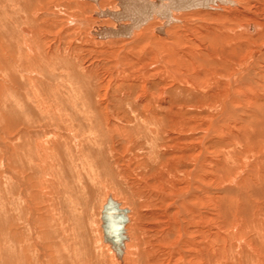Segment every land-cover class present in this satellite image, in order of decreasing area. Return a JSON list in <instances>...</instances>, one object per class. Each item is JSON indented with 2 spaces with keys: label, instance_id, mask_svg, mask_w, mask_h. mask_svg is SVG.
Returning <instances> with one entry per match:
<instances>
[{
  "label": "rangeland",
  "instance_id": "374dc122",
  "mask_svg": "<svg viewBox=\"0 0 264 264\" xmlns=\"http://www.w3.org/2000/svg\"><path fill=\"white\" fill-rule=\"evenodd\" d=\"M19 1L0 0V264H112L111 194L140 264H264V136L250 139L264 133V37L238 31L264 23V0H237L228 13L246 16L226 20L175 13L183 27L163 39L107 41L95 14L116 0ZM202 164L214 199L186 207Z\"/></svg>",
  "mask_w": 264,
  "mask_h": 264
},
{
  "label": "bare ground",
  "instance_id": "6f19581e",
  "mask_svg": "<svg viewBox=\"0 0 264 264\" xmlns=\"http://www.w3.org/2000/svg\"><path fill=\"white\" fill-rule=\"evenodd\" d=\"M21 1V0H20ZM20 1H19V3H20ZM32 1V0H31ZM89 1H91L93 4H99V2L101 1V0H89ZM117 1V9L116 10H109V11H114V12H117V11H119L120 10V7H119V0H116ZM229 1H232V4H217L216 6H212L210 9H195V11L194 10H190V11H192V12H190V11H183V12H185V13H187L188 15H187V17H189V16H192V17H200V16H204V15H207V16H209V17H213V18H218V19H229V16H227L229 13H228V11H230L232 8L233 9H236V7H237V0H229ZM239 1H241V0H239ZM236 4V5H235ZM235 5V7H233ZM238 7H239V5H238ZM232 9V10H233ZM15 10V9H14ZM101 11H106V10H102V9H100ZM98 11L96 14H95V16H96V18L97 19H99L100 21L99 22H102V23H105V19L106 20H110L111 21V23H109L108 25H110V27H107V28H116L117 27V23L116 22H114L112 19H110V18H103V17H99V16H97V14L98 13H100L101 11ZM197 10H199V11H197ZM202 10H204V12L202 11ZM219 10L220 11H222V10H224V12H219ZM207 11V12H206ZM208 11H214V12H208ZM2 12V11H1ZM189 12V13H188ZM175 13L176 14H180V13H182V12H176V11H174L173 12V17H174V19L176 20L174 23H172L171 25H169V26H165V20L164 19H161V18H158V17H154L149 23H147V25H145V26H143L141 29H139V30H135L134 32H133V34H132V36L130 37V38H123V39H131V38H134V37H136V36H140V34L142 33H144V32H146V31H149V30H152V31H156L155 32V35L156 36H158V38L159 37H162V39H163V37L164 36H168V34L170 33V28L173 26V25H176V24H180L181 25V19L180 20H178V17H177V19L175 18ZM224 14H226V16H224ZM245 13L244 12H241L239 9H237V11H236V13H231V14H229V15H235V16H241V17H244V16H246V15H244ZM243 15V16H242ZM6 16V15H5ZM184 16H186V15H184ZM2 17V16H1ZM181 17V16H180ZM5 18V17H4ZM155 18H158L160 21H158V20H155ZM212 18V19H213ZM211 19V18H210ZM238 19V18H237ZM249 19H250V23L248 22V23H245L244 25H242V26H239L238 27V31H239V35H244L245 34V32H250V33H252V34H256V33H258L259 32V35L256 37V39L258 38H261V37H264V23H262V24H260V22H258L257 20H253L252 18H250L249 17ZM225 20H223V22L225 21ZM125 24H127V23H125ZM157 24L160 26H157ZM224 24V23H223ZM179 25V26H180ZM223 26V25H222ZM4 27V26H3ZM181 27H183L182 25H181ZM181 27H176V28H181ZM261 27L263 28V30H261ZM102 28H105V27H101V29ZM174 28V27H173ZM143 29V30H142ZM178 29V30H179ZM24 30V32L25 33H30V30L28 29V28H25V29H23ZM100 30V29H99ZM142 30V31H141ZM98 31V30H97ZM96 31V32H97ZM136 31H141L140 32V34L138 33L137 34V32ZM181 31V30H180ZM245 31V32H244ZM11 33V32H10ZM153 33V32H152ZM0 40H1V44H0V51L1 52H3L2 50H3V33H1L0 32ZM24 34V33H23ZM154 35V34H153ZM248 35H250V34H248ZM95 36V35H94ZM96 37V36H95ZM8 38V37H7ZM28 38V37H27ZM26 38V39H27ZM165 38V37H164ZM33 39V38H32ZM96 39L98 40L99 38H97L96 37ZM116 39H119V38H111V39H107V40H116ZM251 39H253L252 37H251ZM4 40H6V39H4ZM21 40V39H20ZM30 41H31V39H29ZM99 40H101V39H99ZM107 40H103V41H107ZM9 41V40H8ZM164 41V40H163ZM29 43V42H28ZM135 43V42H134ZM136 44V43H135ZM138 44V43H137ZM165 44V43H164ZM19 45V44H18ZM132 45V44H131ZM10 47V46H9ZM21 47V46H20ZM215 47H216V45H215ZM11 48V47H10ZM24 48V47H23ZM217 48V47H216ZM244 48V47H243ZM40 49V48H39ZM206 49V48H205ZM209 49V48H208ZM234 48L232 47V51L234 52L235 51V49L233 50ZM11 50V49H10ZM27 50V49H26ZM239 50V49H238ZM263 50V49H262ZM262 50H260V51H262ZM24 51H25V49H24ZM256 51H258V52H260L259 51V49L257 50L256 49ZM21 52V51H20ZM179 52H181V51H179ZM47 54V53H46ZM240 54V53H239ZM254 55H255V53H253ZM252 54V55H253ZM264 54V53H263ZM25 55V54H24ZM231 55H233L232 53H230V55H228V56H231ZM27 56V55H26ZM23 57V56H22ZM38 57V56H37ZM238 58V57H237ZM256 58V57H255ZM261 58V57H260ZM259 58V59H260ZM2 60H3V53L1 54V56H0V64H3V62H2ZM30 60V59H29ZM19 62V61H18ZM27 62V61H26ZM252 62V61H251ZM20 63V62H19ZM31 64V63H30ZM51 64V63H50ZM1 66V65H0ZM247 67V66H246ZM253 67V66H252ZM248 68V67H247ZM1 69V68H0ZM3 69V68H2ZM2 69L0 70L1 72H2ZM252 69V68H251ZM5 72V71H4ZM14 72V71H13ZM34 72V71H33ZM245 75H247V74H245ZM254 75V74H253ZM252 75V76H253ZM2 76V75H1ZM240 76H243V69H240V72H238V74L237 75H232L231 76V80H233V81H231V80H229V83L230 84H233V85H235L236 83H237V81L241 78ZM256 76V75H255ZM240 77V78H239ZM243 78H244V76H243ZM29 80V79H28ZM42 80V79H41ZM250 80V79H249ZM27 81V80H26ZM37 81V80H36ZM29 82V81H28ZM241 82V81H240ZM240 84V83H239ZM30 85V84H29ZM255 88V87H254ZM258 91V90H257ZM239 92V91H238ZM242 92V91H241ZM232 93V92H231ZM238 94V93H237ZM261 95V94H260ZM234 96V95H233ZM33 97V96H32ZM234 98V97H233ZM236 98V97H235ZM260 98V97H259ZM237 99V98H236ZM232 100V99H231ZM261 100H263L262 101V103L264 102V99H261ZM36 101V100H35ZM46 104V103H45ZM3 105V104H2ZM256 105V104H255ZM55 106V105H54ZM76 108H77V106H76ZM79 108V107H78ZM229 107H228V105H227V108H226V110L228 109ZM263 108V107H262ZM85 111V110H84ZM171 119V118H170ZM170 119H168V120H170ZM178 119H180V118H178ZM182 121V120H181ZM172 122V121H171ZM183 123V122H182ZM176 124V123H175ZM187 124V123H186ZM172 125V124H171ZM263 125V124H262ZM173 127H175V126H173ZM136 128V127H135ZM253 129V128H252ZM260 130H261V128H260ZM238 131V130H237ZM150 132V131H149ZM152 132H155V133H157V131L156 130H152ZM148 133V132H147ZM162 135L163 134H160V133H158V135L157 136H152V138L153 137H156V138H154L155 140H159V139H161L162 138ZM252 135L253 136H251L252 138H250V139H258V138H262L263 139V136H264V133H263V131H259V132H257V131H255V132H253L252 133ZM146 136V135H145ZM98 137V136H97ZM264 140V139H263ZM253 141V140H252ZM81 142V141H80ZM250 143H251V140L249 141ZM47 145V144H46ZM85 146V145H84ZM46 150H48V149H46ZM204 150V149H203ZM250 150V149H249ZM81 152V151H80ZM39 153V152H38ZM203 153V152H202ZM234 153V152H233ZM179 154H181V155H183V157L185 158V156H186V154L183 152V153H179ZM204 154V153H203ZM86 157V156H85ZM153 157H154V154H153ZM176 158V157H175ZM37 159H38V156H37ZM78 160V159H77ZM209 162L210 160H206V162ZM96 162V161H95ZM207 162V163H208ZM171 163V162H170ZM32 164V163H31ZM168 165V164H167ZM209 165V164H208ZM211 165V164H210ZM206 166H207V164H202L201 165V174H199V175H197L196 176V174H195V171H193V172H191V173H189V174H187V176L189 175H192L193 177H192V180H190V183H189V185L191 186L190 188L191 189H186V190H191L190 191V193H189V191H188V193L186 194L187 196L185 197V200H184V205L186 206V207H189L190 205H192V204H195V203H202L203 205L204 204H206V206H207V204H211V202H212V199H214V198H211L212 197V193H211V190H209L210 188L208 187L209 186V184H208V186H207V183H211V176H209L208 175V173L207 174H204V173H206V171H208L207 169H206ZM209 167V166H208ZM40 168V167H39ZM170 168V167H169ZM211 168V167H210ZM165 169V168H164ZM198 170H200V169H198ZM211 170V169H210ZM45 171V170H44ZM197 171V170H196ZM165 172V171H164ZM173 172V171H172ZM211 172V171H210ZM7 173V172H6ZM47 174V173H46ZM166 174H168V173H166ZM211 174V173H210ZM165 175V174H164ZM177 177V176H176ZM169 178V177H168ZM178 178V177H177ZM186 178H188V177H186ZM194 178V179H193ZM180 179V178H179ZM183 179V178H182ZM184 180H185V178H184ZM188 180V179H187ZM187 180H185V181H187ZM173 181H174V179H173ZM172 182V181H171ZM170 182V183H171ZM175 182V181H174ZM173 182V183H174ZM206 183V184H205ZM169 184V183H168ZM167 184V185H168ZM180 184V183H179ZM188 184V183H187ZM264 184V183H263ZM164 185H165V183H164ZM177 185V184H176ZM188 185V186H189ZM221 185V184H220ZM24 186V185H23ZM171 186V185H170ZM169 186V188H171ZM178 186V185H177ZM176 186V187H177ZM240 186V185H239ZM246 186V185H245ZM254 186V185H253ZM25 187V186H24ZM179 188V187H178ZM209 188V189H208ZM247 188V187H246ZM163 189V188H162ZM171 189H173V188H171ZM170 189V190H171ZM231 189V188H230ZM165 190V189H164ZM163 190V191H164ZM185 190V191H186ZM252 190V189H251ZM167 191V190H166ZM163 193V192H162ZM234 193V192H233ZM238 193H240V192H238ZM262 193V192H261ZM168 195V194H167ZM243 195V194H242ZM112 197V198H114L113 197V195L111 194V195H108V198L109 197ZM169 196V195H168ZM236 196V195H235ZM234 196V197H235ZM243 196H245V195H243ZM263 196V195H262ZM43 197V196H42ZM181 197V196H180ZM238 197V196H237ZM236 197V198H237ZM247 197V196H246ZM171 198V197H170ZM182 198H183V196H182ZM243 198V197H242ZM248 198V197H247ZM246 198V199H247ZM176 199H178V198H175V203H176ZM181 199V198H180ZM49 200V199H48ZM51 200V199H50ZM108 200V199H107ZM113 200H115V199H113ZM167 200V199H166ZM171 200V199H170ZM182 200V199H181ZM219 200V199H218ZM116 202H118L120 205H121V208L122 209H127V208H123V204H121L119 201H117V200H115ZM172 201V200H171ZM180 201V200H179ZM217 201V200H216ZM107 202V201H106ZM177 202H178V200H177ZM237 202V201H236ZM214 203V202H213ZM222 203V202H221ZM227 203V202H226ZM234 203V202H233ZM239 203V202H238ZM182 204V203H181ZM209 204V205H210ZM214 204H216V203H214ZM237 203H235V205H236ZM240 204V203H239ZM258 204V203H257ZM208 205V206H209ZM219 205V204H218ZM241 205V204H240ZM240 205H237V207L238 206H240ZM253 205V204H252ZM176 206V205H175ZM198 206V205H197ZM213 206V205H212ZM242 206V205H241ZM104 207V206H103ZM199 207H201V206H199ZM215 207V206H214ZM216 207H217V205H216ZM235 207V206H234ZM255 207V206H254ZM258 207V206H257ZM180 208V207H179ZM210 208V206L208 207V209ZM212 208V207H211ZM210 208V209H211ZM218 208H219V206H218ZM221 208V207H220ZM238 208H240V207H238ZM187 209V208H186ZM191 209V208H190ZM214 209V208H213ZM222 209V208H221ZM236 209V208H235ZM234 209V212L236 211ZM259 209V208H258ZM103 210V209H102ZM129 210V209H128ZM192 210H194V211H196V209H194V208H192ZM227 210V209H226ZM188 211V210H187ZM220 211H222V210H220ZM219 211V212H220ZM238 211H240V210H238ZM179 212V211H178ZM183 212H185L184 210H183ZM192 212V211H191ZM198 212V211H197ZM200 212V211H199ZM225 212V211H224ZM180 213V212H179ZM188 213H190V211L188 212ZM193 213V212H192ZM207 213H209V211L207 212ZM231 213V212H230ZM250 213V212H249ZM49 214V213H48ZM193 214H195V212L193 213ZM199 214V213H198ZM182 215H183V213H182ZM196 215V214H195ZM207 215V214H206ZM230 215V214H229ZM236 215H238V212H237V214ZM101 216H102V212H101ZM127 216H128V219L130 220V216H131V214H130V210H129V212H128V214H127ZM191 216V215H190ZM199 216V215H198ZM218 216V215H217ZM234 216H235V213H234ZM194 216L192 215V218H193ZM211 217V216H210ZM236 217V216H235ZM185 218H187V217H185ZM195 218V217H194ZM199 218V217H198ZM209 218V217H208ZM202 220H203V218H201ZM210 219V218H209ZM231 219V218H230ZM233 219V218H232ZM180 220V219H179ZM61 221V220H60ZM188 221H189V219H188ZM193 221H195V219H193ZM192 221V222H193ZM199 221V220H198ZM207 221H209V220H207ZM101 222H102V217H101ZM190 222V221H189ZM179 223V222H178ZM177 223V224H178ZM185 223V222H184ZM234 223V222H233ZM190 224V223H189ZM193 224V223H192ZM191 224V225H192ZM223 224V223H222ZM231 224V223H230ZM129 225H130V223H129V221H128V223H127V225H126V227H125V235H126V237H127V239H126V241H125V243H124V250H123V254L122 255H118L117 253H116V251L113 249V247H112V245L110 244V243H107V242H105V240H104V242L106 243V249H107V251L111 254V256H110V261L112 262V264H140V256H141V253L140 252H142V251H140V252H137L138 251V249H137V247H135L134 246V244H136V243H134V244H130V242H131V235H130V230H129ZM180 225L182 226V224L180 223L179 224V227H180ZM206 226V224H203V226ZM200 226V225H199ZM198 226V227H199ZM209 226H211V225H209ZM177 227H178V225H177ZM221 227V226H220ZM246 227V226H245ZM204 228V227H203ZM209 228V227H208ZM232 228V227H231ZM101 229L103 230V227H102V223H101ZM233 229V228H232ZM181 230V229H180ZM231 230V229H230ZM168 231V230H167ZM182 232L184 231L185 232V229L184 230H181ZM181 231H180V234H181V236H182V233H181ZM235 232V231H234ZM102 233V232H101ZM103 233H104V231H103ZM169 233V232H168ZM171 233H173V232H171ZM203 234V233H202ZM231 234V233H230ZM241 234V233H240ZM200 235V234H199ZM209 236H207V238H208ZM219 238V237H218ZM103 239H104V235H103ZM188 239V238H187ZM197 239V238H196ZM199 239V238H198ZM206 239V238H205ZM99 240V239H98ZM204 240V239H203ZM215 240V239H214ZM206 241H207V239H206ZM77 242V241H76ZM83 242V241H82ZM177 242V241H176ZM193 242V241H192ZM211 242V241H210ZM210 242H208V243H210ZM193 243H195V242H193ZM199 243V242H198ZM78 244V243H77ZM138 244V243H137ZM136 244V246H138ZM184 244V243H183ZM191 244V243H190ZM180 245V244H179ZM185 245V244H184ZM207 245H209V244H207ZM206 245V246H207ZM215 245V244H214ZM87 246V245H86ZM205 246V247H206ZM12 247V246H11ZM203 247V246H202ZM201 247V248H202ZM221 247V246H220ZM28 248V247H27ZM103 248V247H102ZM139 249H140V247H138ZM183 248V247H182ZM190 248H192V247H190ZM207 248H208V246H207ZM250 248H252V247H250ZM56 249V248H55ZM97 249V248H96ZM197 249H198V247H197ZM199 249H200V247H199ZM209 249V248H208ZM32 250V249H31ZM103 250H105V249H103ZM180 250V249H179ZM210 250V249H209ZM81 251V250H80ZM107 251H105L106 253H107ZM147 251H149V250H147ZM151 251V250H150ZM203 251V250H202ZM205 251H207V250H205ZM200 252H201V249H200V251H199V255L198 254H196L198 257L202 254H200ZM213 252V251H212ZM41 253V252H40ZM156 253V252H155ZM176 254L178 253V252H175ZM183 252H181V254H182ZM189 253H190V251H189ZM191 253H192V251H191ZM204 253V252H203ZM144 254H146V253H144ZM208 254V253H207ZM207 254H205V255H207ZM210 254H212V253H210ZM210 254H208V257H206L207 258V261H208V259L211 261L212 259H210V257H211V255ZM215 254V253H214ZM179 255H180V253H179ZM194 253L193 254H191L190 255V257H193L194 259H195V257H197ZM202 255H204V254H202ZM84 256V255H83ZM107 256V255H106ZM146 256H148V255H146ZM145 256V257H146ZM174 256V255H173ZM189 256V255H188ZM187 256V257H188ZM57 257V256H56ZM87 257V256H86ZM142 257V256H141ZM144 257V258H145ZM149 257V256H148ZM152 257V256H151ZM182 257L184 258V256L182 255ZM105 258V257H104ZM109 258V257H108ZM160 258V257H159ZM159 258H157V259H159ZM193 258H191V259H193ZM200 258H201V256H200ZM202 258H205V257H203L202 256ZM201 258V259H202ZM212 258V257H211ZM46 259V258H45ZM146 259V258H145ZM154 259V258H153ZM174 259V258H173ZM201 259H197L198 261L199 260H201ZM4 260V259H3ZM11 260V259H10ZM23 260V259H22ZM104 260V259H103ZM61 261V260H60ZM151 261H152V258H151ZM201 261H203V260H201ZM23 262V261H22ZM62 262V261H61ZM7 263H8V261H7ZM93 263V262H92ZM145 263H147V264H149V262H145ZM190 263H192V262H190ZM193 263H194V260H193ZM199 263V262H198ZM83 264V263H82ZM102 264V263H101ZM111 264V263H110ZM152 264V263H151ZM197 264V263H196Z\"/></svg>",
  "mask_w": 264,
  "mask_h": 264
},
{
  "label": "water",
  "instance_id": "95a60500",
  "mask_svg": "<svg viewBox=\"0 0 264 264\" xmlns=\"http://www.w3.org/2000/svg\"><path fill=\"white\" fill-rule=\"evenodd\" d=\"M232 4L229 0H119L120 10L101 11L99 17L110 18L117 23L116 28H102L93 32L97 38H130L135 30L147 25L155 16L165 20L169 26L176 20L173 12H183L195 9H210L217 4ZM127 23V24H125ZM128 209L110 196L102 210V227L104 240L110 243L118 255L123 254L124 243L127 239L125 227L129 221Z\"/></svg>",
  "mask_w": 264,
  "mask_h": 264
}]
</instances>
